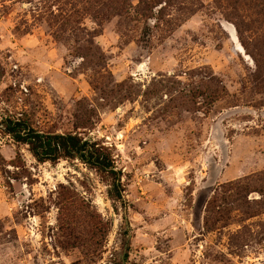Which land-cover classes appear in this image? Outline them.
Listing matches in <instances>:
<instances>
[{
  "label": "rangeland",
  "instance_id": "rangeland-1",
  "mask_svg": "<svg viewBox=\"0 0 264 264\" xmlns=\"http://www.w3.org/2000/svg\"><path fill=\"white\" fill-rule=\"evenodd\" d=\"M159 2L146 44L133 14L0 0V264H264V26L247 3ZM26 116L111 150L122 201L4 132Z\"/></svg>",
  "mask_w": 264,
  "mask_h": 264
},
{
  "label": "trees",
  "instance_id": "trees-1",
  "mask_svg": "<svg viewBox=\"0 0 264 264\" xmlns=\"http://www.w3.org/2000/svg\"><path fill=\"white\" fill-rule=\"evenodd\" d=\"M87 6H95L98 12L104 13L113 9L119 15L131 17L133 14L141 25L139 42L148 44L153 39V29L149 20L155 18L153 11L161 4L160 0H138V3H129V0H80ZM167 3H170L168 1ZM241 3H247L250 8L249 22L256 27L264 26V0H233L234 8ZM73 17L62 19L61 29L54 33L57 40L61 38L62 28L76 34L77 26L72 25ZM157 22L160 23L158 19ZM218 92V98H220ZM4 132L16 142L29 146V151L37 162L57 164L61 160H79L95 169L111 183L109 195L114 202L122 201V172L115 165L112 151L95 143H88L81 137L73 134H52L41 132L27 116L19 119L3 120ZM127 259V255L125 260Z\"/></svg>",
  "mask_w": 264,
  "mask_h": 264
}]
</instances>
